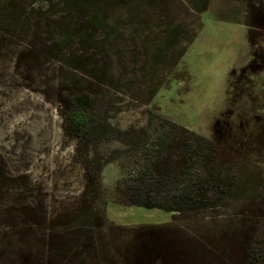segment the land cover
<instances>
[{"label":"rangeland","instance_id":"rangeland-1","mask_svg":"<svg viewBox=\"0 0 264 264\" xmlns=\"http://www.w3.org/2000/svg\"><path fill=\"white\" fill-rule=\"evenodd\" d=\"M29 1L0 0V264H137L139 241L157 230L162 254L141 264H244L249 248L264 254V127L219 137L213 124L228 71L250 48L239 25L264 0H112L108 29L64 47L55 45L63 23L85 19L70 0ZM74 85L92 99L98 133L87 141L60 106ZM159 118L218 146L223 179L235 182L221 206L169 214L114 194Z\"/></svg>","mask_w":264,"mask_h":264},{"label":"trees","instance_id":"trees-1","mask_svg":"<svg viewBox=\"0 0 264 264\" xmlns=\"http://www.w3.org/2000/svg\"><path fill=\"white\" fill-rule=\"evenodd\" d=\"M38 2L31 0L29 5L34 6ZM68 3L69 9L81 14L85 22L79 27H76L75 23H63L64 29L60 31L55 43L57 47L68 45L72 37L78 34L82 36L85 32L86 37H80V41L90 42L96 31L108 29L107 9L112 0H70ZM26 9L27 7L21 10L19 8L15 13H18L20 18L24 15L28 18L33 9ZM197 11L202 12L203 9L198 8ZM28 48L32 46L27 45L25 50ZM29 61L32 64L33 61ZM21 63L22 56L18 57L16 64ZM67 67L75 69L68 64ZM83 87L85 86L71 87L68 97L60 105L67 109L64 113L65 125L78 141H87L91 135L98 133L89 115L91 95L83 90ZM105 138L107 139L106 136ZM217 147L215 143L159 118L154 133L146 134L141 147L138 148V168L115 185L114 194L131 206L169 214L221 206L223 194L229 193L235 182L228 178L223 179V168L226 167L223 166ZM233 177L235 178V175ZM91 207L93 209L94 205L91 204ZM100 207L95 204L97 229L103 228L104 224ZM149 236L151 238L139 241L135 248L134 257L138 261L137 264H141L145 259L147 261L146 257L151 259L154 255L157 257L162 254L163 236L158 230L151 232ZM144 254L148 256L144 258ZM244 259V264H264V254L256 247L249 248L244 253Z\"/></svg>","mask_w":264,"mask_h":264},{"label":"flooded vegetation","instance_id":"flooded-vegetation-1","mask_svg":"<svg viewBox=\"0 0 264 264\" xmlns=\"http://www.w3.org/2000/svg\"><path fill=\"white\" fill-rule=\"evenodd\" d=\"M258 7H251L250 22L239 25L250 48L243 63L228 71L226 103L213 117L219 137L224 131L229 137L251 138L264 127V5Z\"/></svg>","mask_w":264,"mask_h":264}]
</instances>
